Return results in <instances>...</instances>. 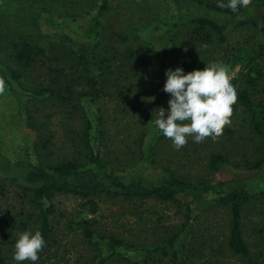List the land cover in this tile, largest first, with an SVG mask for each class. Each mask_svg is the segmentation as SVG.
I'll list each match as a JSON object with an SVG mask.
<instances>
[{"label": "rangeland", "instance_id": "374dc122", "mask_svg": "<svg viewBox=\"0 0 264 264\" xmlns=\"http://www.w3.org/2000/svg\"><path fill=\"white\" fill-rule=\"evenodd\" d=\"M98 1L100 0H0V62L12 63L14 66V45L11 40L23 38L39 40L49 47L52 41L60 44L64 37L68 38L67 43L77 51L89 43L82 33L83 27L96 15L95 4ZM113 5L116 9L111 11L113 20L108 31L119 33L125 30L131 37L129 44L139 49L137 70L141 71L146 81L140 93L146 92L144 88L147 90L145 95L140 94V105H133L123 111L125 106L118 97L116 83L109 84V95L98 103L105 114L104 140L97 133L92 109L94 104L89 100L91 98L82 99L86 87L77 86L76 96L81 100L93 124L90 149L81 140L86 126L80 118L71 117L65 107L59 105L60 102L47 101L29 107V122L35 126L30 125L27 119L29 115L24 111L21 113L17 101L0 75V153L17 161L29 147L35 162L56 165L75 159L87 162V151L92 150L104 156L108 165L116 170L126 169L151 179L160 174L162 169L169 167L192 182L206 180L211 185L252 177L255 174L253 164L263 158L264 148L252 129L248 113L238 104L233 107L231 124L224 127L220 136L199 146L189 141L179 151L167 139L154 150L151 160L146 159L147 147L156 135L155 125L148 118L149 114L161 107L168 109L170 99V95L163 91L165 82L157 75V62L160 58L157 46L153 41L150 42L148 36L159 35L168 28L173 10L162 0H119ZM5 38L8 39L5 41ZM181 41L183 46L175 49V60L170 63V68L174 70L182 67L185 74L196 69L203 73L208 67L211 69L217 66L221 58L232 60V54L235 56L243 52L253 56L264 41V35L250 29L233 32L225 47L216 43L217 46H210L212 49L206 51L205 55H200V47L195 46L194 42L186 47L190 41L189 30L184 32ZM148 44L150 49L144 51ZM112 45L121 47V44ZM193 59L196 64L191 66L190 61ZM144 68L146 71L143 72ZM65 70L71 72L68 67ZM247 70L245 63L239 62L227 73L233 81ZM54 76L57 77V74ZM26 83L27 92H31L42 85L58 89L65 82L62 81L57 87L46 70L40 68ZM234 85L236 90L242 89L241 80H236ZM262 89L259 88L252 94L257 102L264 100ZM137 95L138 93L130 94L129 99L135 101ZM227 129L230 133H226ZM46 139L50 141L47 147L44 144ZM218 152L225 153L228 161L222 171L212 173L210 161L213 154ZM259 198L260 196L252 200V207L244 209L243 229L251 249L250 258L244 259L235 256L228 248L231 225L228 209L206 199L191 203V199L183 198L180 202L165 203L103 198L99 212L89 215L87 211H83L80 199L59 196L55 200L57 219L53 220L55 242L50 254L44 257V263L39 260V264L95 263L96 256L101 251L87 242L84 227L78 228L75 223L70 224L72 220L80 218L95 220L92 229L97 236L116 237L144 249L162 246L172 232L185 227L186 231L181 236L182 243L177 247L182 264H264V200ZM27 203L22 188L0 175V242L6 241L5 236L9 232H13L17 239L21 232L35 231L36 215ZM122 254L118 253L126 258ZM172 256L171 252L155 253L147 264H173ZM107 264L129 263L115 256Z\"/></svg>", "mask_w": 264, "mask_h": 264}, {"label": "trees", "instance_id": "16d2710c", "mask_svg": "<svg viewBox=\"0 0 264 264\" xmlns=\"http://www.w3.org/2000/svg\"><path fill=\"white\" fill-rule=\"evenodd\" d=\"M118 1L100 0L95 4L96 15L85 24L82 32L84 38L94 45L87 43L76 51L67 43L68 38L64 37L61 38L60 44L52 41L49 47L41 44L39 40L24 38L18 41L11 40L14 45L15 67L12 63L0 62V75L17 101L21 113L24 111L29 115L28 122L31 119L29 107L35 103L60 102L59 105L65 107V111L71 117L82 120L86 131L81 140L85 142L86 147L92 149L90 136L93 124L81 100L76 96L77 86L86 87L82 99L91 98L89 100L94 104L92 109L96 118L97 133L104 140L105 114L98 103L104 96L109 95L107 94L110 91L109 84L116 83L118 97L125 106L123 111L133 105H140L142 99L140 94L145 95L147 90L144 88L145 94L140 93L146 81L141 71L137 70V63L140 60L139 49L129 44L131 37L125 30L119 33L108 31L113 20L111 11L116 9L113 4ZM162 1L172 7L171 20L167 24L168 28L159 35H149L148 39L157 46V53L160 56L157 62V75L164 82L165 70L169 69L170 63L175 60V49L183 46L181 37L186 30H189L190 37L186 47L194 42L195 46L200 47V55H205L206 51L212 49L210 46L213 47L216 43L225 47L229 35L236 31L250 29L264 35V0H250L249 5L241 9L237 16L218 7L220 4L226 6L229 0ZM7 39L5 38V41ZM112 44H121V47L117 48ZM148 49L150 45L143 50ZM194 61L195 59L190 61L191 66L196 64ZM239 62H244L248 70L232 81L233 85L236 80H241L242 83V89L236 90L237 103L234 106L238 104L248 113L252 129L264 148V100L257 102L252 96L254 91L264 88V41L253 56L243 52L235 56L232 54V60L221 58L217 65L228 72ZM67 67L71 72H66ZM40 68L46 70L50 80L56 83L57 87L62 81L65 83L58 89L42 85L27 92L26 82ZM55 73L57 77L54 76ZM133 93H138L135 101L129 99ZM148 118L155 125L156 114H149ZM29 124L35 126L33 123ZM154 129L156 135L147 147L145 156L147 160H151L154 150L168 139L155 126ZM226 133H230L229 129ZM49 143V140L44 141L46 147ZM86 160L87 162H83L75 159L56 165H45L32 159L29 147L17 161L0 153V175L16 182L22 188L29 208L36 215L35 231H41L47 242L40 253L42 263L45 261L44 257L50 254L55 242L53 220L57 219L58 209L55 200L59 196L80 199L83 202L81 205L83 211H87L89 215H96L99 212L100 201L103 198L126 201L155 200L165 203L180 202L183 198L191 199V203L206 199L210 203L227 208L230 213L229 250L238 258H250L251 249L243 229L244 209L247 206L252 207V200L258 196L264 200V156L253 164L255 174L252 177L221 181L216 185H211L206 180L192 182L169 167H165L160 174L151 179L126 169L116 170L108 165L104 156L92 150L87 151ZM227 161L225 153L213 154L210 161L212 173L222 171ZM94 222L95 220L80 218L70 223H75L78 228L84 227L87 242L101 251V254L96 256L94 264H107L115 256L121 257L129 264H147L148 260L159 252L164 254L171 252L173 264H182L177 247L182 243L181 236L186 231L185 227L172 232L162 246L144 249L116 237L97 236L92 229ZM5 239L6 241L0 242V264H16L13 253L17 239L14 238L13 232H9ZM119 252L126 258L118 255Z\"/></svg>", "mask_w": 264, "mask_h": 264}, {"label": "clouds", "instance_id": "9594fccd", "mask_svg": "<svg viewBox=\"0 0 264 264\" xmlns=\"http://www.w3.org/2000/svg\"><path fill=\"white\" fill-rule=\"evenodd\" d=\"M249 3L250 0H229L226 6L218 7L237 16ZM165 76L163 91L170 95L169 107L155 112V127L178 151L189 141L199 146L220 136L231 124L237 91L226 70L217 65L203 73L196 69L185 74L182 67H177L166 69ZM46 243L39 230L21 232L13 260L16 264H39Z\"/></svg>", "mask_w": 264, "mask_h": 264}]
</instances>
